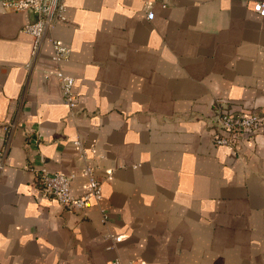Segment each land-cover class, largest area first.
<instances>
[{
  "label": "crops",
  "instance_id": "crops-1",
  "mask_svg": "<svg viewBox=\"0 0 264 264\" xmlns=\"http://www.w3.org/2000/svg\"><path fill=\"white\" fill-rule=\"evenodd\" d=\"M256 1L65 0L36 55L34 14L0 5V264H264V121L232 147L211 123L224 101L264 113ZM86 166L101 197L81 212L37 183L60 172L80 196Z\"/></svg>",
  "mask_w": 264,
  "mask_h": 264
},
{
  "label": "built area",
  "instance_id": "built-area-1",
  "mask_svg": "<svg viewBox=\"0 0 264 264\" xmlns=\"http://www.w3.org/2000/svg\"><path fill=\"white\" fill-rule=\"evenodd\" d=\"M0 5L9 12H30L34 19L25 23L21 30L32 36V54L36 55L42 39L58 23L65 21V0H0ZM165 5V4H164ZM253 10L260 16H264V0L256 1ZM154 13L147 12L146 18L152 20ZM53 54L52 60L55 63L53 70L47 71L57 78L61 88L62 99L70 109L77 105V95L73 90L74 78L66 74L62 65L69 59L71 49L61 44L57 39L50 38ZM264 121V113L260 110L250 111L233 110L227 102L220 103L211 116V123L214 128L213 143L216 146H235L242 136L252 135L257 126ZM79 145V140L74 141ZM0 156V168L2 167ZM83 175L86 180L84 192L80 196L71 193V177L60 172H51L42 168L37 173V183L41 190L48 196L54 198L61 206L68 210L81 212L92 201L101 197V184L94 176L91 167H85ZM113 241L117 238L114 234H108ZM114 261L111 264H118Z\"/></svg>",
  "mask_w": 264,
  "mask_h": 264
}]
</instances>
